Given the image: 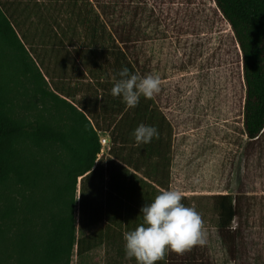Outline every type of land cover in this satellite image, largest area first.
Masks as SVG:
<instances>
[{"label":"rangeland","instance_id":"1","mask_svg":"<svg viewBox=\"0 0 264 264\" xmlns=\"http://www.w3.org/2000/svg\"><path fill=\"white\" fill-rule=\"evenodd\" d=\"M16 1L21 24H14L15 30L47 88L84 108L93 124L102 128L99 136L107 141L96 163L103 168L113 160L109 135L119 119L103 113L106 93L101 88L112 81L110 71L104 70L111 51L123 47L117 37L128 36L126 54L138 55L143 76L160 78L159 93L145 101L153 109L151 123L165 147L158 172L162 187L149 184L136 172V179L127 183L132 191L125 194L123 207L139 214L140 207L161 190H178L182 203L194 208L203 222L205 243L188 249H196L200 257L231 263L217 234L214 204L216 194L230 193L239 198L241 212L233 225L245 227L264 262V136L251 145L243 134L240 55L213 1ZM6 68L0 52L4 75ZM127 113L125 125L130 108ZM156 160L152 158L150 164ZM240 182L243 188L238 190ZM99 184L98 175L93 176L84 191L88 196L99 194ZM136 226L107 229L106 221L100 220L78 232V237L105 232L106 238L87 251L76 253L74 248L71 264H136L135 258H125L122 238Z\"/></svg>","mask_w":264,"mask_h":264},{"label":"trees","instance_id":"2","mask_svg":"<svg viewBox=\"0 0 264 264\" xmlns=\"http://www.w3.org/2000/svg\"><path fill=\"white\" fill-rule=\"evenodd\" d=\"M212 1L239 51L242 130L253 145L264 136V0ZM16 10V0H0V52L7 62V74L0 70V264H71L74 248L76 253L87 251L106 238L105 232L81 237L78 232L100 220L107 229L141 222L137 210L123 207L125 194L132 191L127 183L140 172L162 187L158 172L165 147L159 135L148 144L135 143L132 132L138 125L153 126V109L143 96L130 108L125 125L128 109L110 94L122 66L143 76L138 55H127L128 36L122 34L117 39L123 47L111 51L104 67L112 81L101 87L106 93L103 113L119 116L109 135L113 160L106 169L97 164L102 128L84 108L47 88L15 30L14 24H21ZM152 158L157 160L151 165ZM96 175L100 192L88 196L86 182ZM242 188L240 182L238 190ZM214 204L217 234L232 264H264L245 227L233 225L241 213L239 198L216 194ZM184 251L166 252L156 264H203L204 258L197 261L199 253Z\"/></svg>","mask_w":264,"mask_h":264},{"label":"clouds","instance_id":"3","mask_svg":"<svg viewBox=\"0 0 264 264\" xmlns=\"http://www.w3.org/2000/svg\"><path fill=\"white\" fill-rule=\"evenodd\" d=\"M110 89L113 97H120L126 109L135 108L141 96L151 99L160 91V78L141 76L122 66ZM155 126L140 124L132 132L137 145L148 144L158 138ZM141 222L122 234L126 259L135 258L136 264H156L164 261L165 253L181 252L194 245L205 243L200 214L182 203L178 190H161L151 202L139 209Z\"/></svg>","mask_w":264,"mask_h":264},{"label":"crops","instance_id":"4","mask_svg":"<svg viewBox=\"0 0 264 264\" xmlns=\"http://www.w3.org/2000/svg\"><path fill=\"white\" fill-rule=\"evenodd\" d=\"M149 184L151 183V185H152V183L153 182H148ZM154 184V183H153ZM155 185H157V184H155ZM158 186V185H157ZM159 187V186H158ZM159 188H161V187H159ZM101 204L102 205H104L105 204V201H104V198L103 199H101ZM112 203H114V199L112 200ZM109 210V209H108ZM136 213H138V212H136ZM139 215V214H138ZM185 253H194V252H197L196 251V249H191V250H189V249H186L185 251H184ZM201 253V252H200ZM196 258H197V261H198V263H200V261L204 258V260H203V262H201V263H203V264H232V262L231 263H220V262H217L216 260H211V259H208V258H205V257H200V255H198V256H196ZM206 260V261H205Z\"/></svg>","mask_w":264,"mask_h":264},{"label":"built area","instance_id":"5","mask_svg":"<svg viewBox=\"0 0 264 264\" xmlns=\"http://www.w3.org/2000/svg\"><path fill=\"white\" fill-rule=\"evenodd\" d=\"M106 137H103V136H99V143H100V146H101V149L100 151L103 149V147L106 145Z\"/></svg>","mask_w":264,"mask_h":264}]
</instances>
